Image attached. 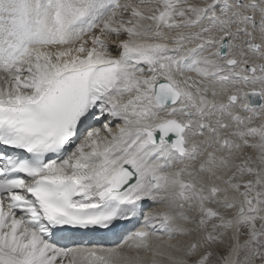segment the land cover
<instances>
[{
	"label": "snow or ice",
	"instance_id": "obj_1",
	"mask_svg": "<svg viewBox=\"0 0 264 264\" xmlns=\"http://www.w3.org/2000/svg\"><path fill=\"white\" fill-rule=\"evenodd\" d=\"M0 264H264V0H0Z\"/></svg>",
	"mask_w": 264,
	"mask_h": 264
}]
</instances>
